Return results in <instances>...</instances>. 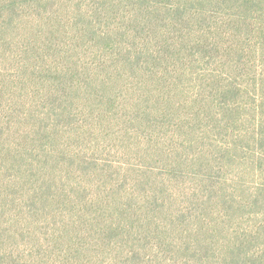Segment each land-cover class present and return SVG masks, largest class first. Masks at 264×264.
<instances>
[{"label": "trees", "instance_id": "1", "mask_svg": "<svg viewBox=\"0 0 264 264\" xmlns=\"http://www.w3.org/2000/svg\"><path fill=\"white\" fill-rule=\"evenodd\" d=\"M263 31L264 0H0V264H264Z\"/></svg>", "mask_w": 264, "mask_h": 264}, {"label": "rangeland", "instance_id": "2", "mask_svg": "<svg viewBox=\"0 0 264 264\" xmlns=\"http://www.w3.org/2000/svg\"><path fill=\"white\" fill-rule=\"evenodd\" d=\"M238 12H240V11H238ZM232 13H235L234 11H233V9H232ZM234 15V14H233ZM264 32V31H263Z\"/></svg>", "mask_w": 264, "mask_h": 264}]
</instances>
